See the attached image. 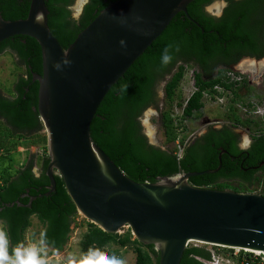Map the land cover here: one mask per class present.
I'll list each match as a JSON object with an SVG mask.
<instances>
[{
    "label": "trees",
    "instance_id": "16d2710c",
    "mask_svg": "<svg viewBox=\"0 0 264 264\" xmlns=\"http://www.w3.org/2000/svg\"><path fill=\"white\" fill-rule=\"evenodd\" d=\"M74 1L45 0L48 28L63 50L73 43L77 35L103 9L117 0H88L78 18H74L68 9ZM214 1L216 0H193L186 7V14L178 13L162 34L111 87L91 122L90 136L95 145L129 179L137 183H155L159 177L216 170L222 150L227 153L221 155L220 170L212 175L192 177L188 180L189 184L198 188L225 190L226 187L220 184L221 180L239 179L245 188L251 187L258 180L254 179L255 171H244V168L257 166L264 161V134L253 138L251 148L247 151L250 160L241 167L231 162V156L241 154L234 145L233 126H223L220 131L209 129L205 135L192 139L184 146L178 159L175 148L164 150L150 144L140 122L147 109L158 107L159 84L174 71L164 87V108L160 122L167 135L166 143H174L178 139V134L175 133L177 128L168 109L175 101L184 77L185 65L196 69V91L183 108V119H191L203 109L202 93H213L214 87L230 90L235 100L240 98L234 89L235 84L226 81V74L231 70L229 65L237 61V58H233L236 48L233 44L235 24L231 16L227 22L218 24L214 17L205 13L204 8ZM251 1L238 4L239 8H244L239 11L257 9L256 5L251 10L248 9ZM29 5V0H0V15L5 21L26 19ZM169 46L172 60L163 64L162 56L165 48ZM5 49L10 50L27 67L28 79H19L13 97L0 98V118L19 136L26 132L37 133L43 129L37 107L39 85L30 84L34 72L42 74L40 47L32 38L15 36L0 43V53ZM243 49L248 53L251 50L250 54H255L251 47L249 50V46ZM255 56L260 57L257 54ZM219 65L225 67L213 75ZM242 85L248 88L245 81ZM27 87L29 90L26 93ZM2 123L0 120L1 128H6ZM10 135L15 137L14 133ZM180 143L183 144L182 140ZM40 158L42 161L37 176L33 174L32 163L18 166L16 153L6 154L0 162V228L7 245V253L11 257L17 255L24 244V235L31 226V217H36L42 224L43 231L37 240L50 254L64 250L72 232V225L78 217V212L58 175L54 176V192L49 196L45 195L49 186L46 175L49 158L47 153ZM261 169L264 186V167ZM32 198L35 199L30 203ZM81 243L86 254L98 253L109 245L125 247L131 244L134 246L135 264H159L155 247L132 239L129 229L123 234H107L88 222L87 233ZM209 260L210 253L206 246L189 244L180 264H203Z\"/></svg>",
    "mask_w": 264,
    "mask_h": 264
},
{
    "label": "water",
    "instance_id": "95a60500",
    "mask_svg": "<svg viewBox=\"0 0 264 264\" xmlns=\"http://www.w3.org/2000/svg\"><path fill=\"white\" fill-rule=\"evenodd\" d=\"M192 1L117 0L66 50L48 28L45 0H29L26 19L5 21L0 15V43L26 36L41 50L42 75L35 79L49 158L45 195L54 192L58 175L79 215L107 234L127 227L139 243L155 247L159 264H180L191 243L264 254L263 196L188 182L217 173L221 154L216 170L137 183L90 136L91 122L111 87L178 13H187Z\"/></svg>",
    "mask_w": 264,
    "mask_h": 264
},
{
    "label": "rangeland",
    "instance_id": "374dc122",
    "mask_svg": "<svg viewBox=\"0 0 264 264\" xmlns=\"http://www.w3.org/2000/svg\"><path fill=\"white\" fill-rule=\"evenodd\" d=\"M87 0H75L71 8L72 16L78 17ZM216 3V2H215ZM215 3L209 11L215 12ZM264 58L255 61L245 59L227 72L226 81L235 84L239 99L234 98L230 90L220 89L218 98L214 99L210 93V99H202L203 109L196 113L191 119H183L182 112L185 100L194 87L195 67L184 66V77L176 93L175 101L168 109L170 118L174 120L177 138L187 144L193 138L204 133L209 128H220L223 126H233L236 132L240 133L242 144L248 141L247 134H259L264 131ZM252 68H250V66ZM258 66V68H257ZM262 68H259L261 67ZM260 69V70H259ZM22 73L20 65L8 53L0 55V92L6 96L13 97L11 87L18 75ZM232 76V77H231ZM239 79V81H233ZM246 82L248 88H244L242 83ZM141 125L148 142L164 150H173L175 142L166 143L167 135L161 126L160 113L154 108L147 109L141 117ZM2 125H5L2 123ZM15 137L10 135V130L0 126V162L3 156L16 153L18 166L21 164H33V172L38 175L36 160L47 153L46 133L42 129L39 133H27L19 136L14 132ZM42 161V160H41ZM1 168V163H0ZM258 180L252 187L245 188L237 181H221L220 184L236 193H255L264 197V186L262 176L258 174ZM31 226L24 235V244L11 257L7 253V245L0 228V264H135L134 246L128 244L125 247L109 245L98 253L86 254L82 247V240L87 233L88 221L78 214L75 223L72 225L68 243L60 253L50 254L48 250L37 240L43 231L42 224L36 217H31ZM128 231L125 227L121 229L123 234ZM132 239L133 236H132ZM194 245H201L191 243ZM203 246V245H202ZM206 248H209V246Z\"/></svg>",
    "mask_w": 264,
    "mask_h": 264
},
{
    "label": "flooded vegetation",
    "instance_id": "af4514ba",
    "mask_svg": "<svg viewBox=\"0 0 264 264\" xmlns=\"http://www.w3.org/2000/svg\"><path fill=\"white\" fill-rule=\"evenodd\" d=\"M247 1H251V0H216V1H214V3L216 2L214 5L215 6L214 7L215 12L214 13L209 11V8L211 6H213L212 5L213 3H211L210 5H208L204 8L205 13L214 17L218 24H223L224 22H227L229 16H231V20L234 21L235 28L233 29V36H234V43L233 44L236 46V48L234 51V57L233 58H237V61L234 64L229 65L230 69H233L235 65H237L239 62H241L242 60H245V59L260 60V59L264 58V0H252L250 2V7L248 9L251 10V8L255 7V5H256L257 9H255L254 11L252 9L251 11L247 10L246 12H240L239 10L240 9L243 10L244 8H242V7L239 8L238 4L246 3ZM253 2H254V5H253ZM251 3H252V7H251ZM73 4H74V2H73ZM73 4H71L68 7V9L70 11H71V8L73 7ZM81 12H82V9H81L80 13L78 14V16L81 14ZM240 30H242V32ZM246 46H249V50L251 47V49L254 51V53L259 55L260 57L255 56V54L254 55L250 54L251 50L250 51L248 50L249 53L247 51H245L243 48H245ZM4 53L10 54L16 60V62L20 65V69H22V73L18 75L13 86L11 87L12 94L14 95V93H15L14 90H16L15 85L19 81V79L23 78L25 81H27V79H28L27 67L24 64H22L18 60V58L10 50L5 49L4 51H2L0 53V55L4 54ZM224 67L225 66H221V65L216 67L213 75H216ZM172 73L169 74L167 77H165L164 80L159 84V87H158V90H159L157 93L158 107L154 108V109L159 111L160 115H161V112L163 111V108H164V104H163V102H164V87H165L167 81L170 79ZM41 75L42 74L34 72L32 74L30 86L36 85V83H38V81L35 79V77L41 76ZM25 90H26L25 92L27 93L29 90L28 87ZM0 98L9 99L11 97L6 96L0 92ZM0 120L5 124L6 128L8 130H10V134L14 133L13 129L7 124V122L5 120H3L1 118H0ZM209 129H213L214 131H220L222 129V127H220V128H209ZM208 130H205L204 133L200 134L196 138H199V137L205 135L208 132ZM232 131L234 133V145L236 146L237 150L241 152V154L231 156V162L234 165H240L242 167V165L245 162L247 164L248 161L250 160V156L247 153V151L251 148V145L253 143V138L264 134V131H261V133H259V134H253L250 131H248V134H247L248 141L246 142V144H242V139H241L240 133L236 132L235 128ZM39 132H37V133H39ZM27 133L28 132H26L25 134H27ZM226 153L227 152L224 150H222L220 152L221 155L226 154ZM40 163H41V158L38 157V159L36 160V165H37L36 169H37L38 175L40 172ZM263 167H264V161H261L257 166H252V167L248 166V168H244V171H246L247 169L249 171L250 170L255 171L256 173L254 174V179H256L258 174H260V175L263 174V170L261 169ZM33 174L35 175L34 172H33ZM35 176H37V175H35ZM221 181H237L241 184V181L239 179H230V180H221ZM255 182L256 181H254V183L251 184V187L255 184Z\"/></svg>",
    "mask_w": 264,
    "mask_h": 264
},
{
    "label": "built area",
    "instance_id": "2783aa9c",
    "mask_svg": "<svg viewBox=\"0 0 264 264\" xmlns=\"http://www.w3.org/2000/svg\"><path fill=\"white\" fill-rule=\"evenodd\" d=\"M232 77V76H231ZM228 79V77H227ZM233 81H239L238 79H233ZM223 89L219 86L214 87L212 96L214 99L218 98V94H220L221 90ZM191 92L189 97L185 100V106L187 104L188 99L190 96L194 93ZM210 92L205 91L202 93V99H210ZM184 106V107H185ZM186 144L180 143V138H178L175 142V150H176V156L179 159L182 155L184 146ZM210 253V260L203 262V264H264V254L263 253H257L255 251L250 250H243V249H228L218 246H209L207 248Z\"/></svg>",
    "mask_w": 264,
    "mask_h": 264
},
{
    "label": "clouds",
    "instance_id": "9594fccd",
    "mask_svg": "<svg viewBox=\"0 0 264 264\" xmlns=\"http://www.w3.org/2000/svg\"><path fill=\"white\" fill-rule=\"evenodd\" d=\"M170 48H171V46H169L168 48H165V50H164V54L162 56V63L163 64H168L172 60V56L170 54ZM176 50L179 51L178 48Z\"/></svg>",
    "mask_w": 264,
    "mask_h": 264
},
{
    "label": "bare ground",
    "instance_id": "6f19581e",
    "mask_svg": "<svg viewBox=\"0 0 264 264\" xmlns=\"http://www.w3.org/2000/svg\"><path fill=\"white\" fill-rule=\"evenodd\" d=\"M263 64H264V63H263ZM249 66H250V65H249ZM250 68H252V67L250 66ZM257 68H258V66H257ZM259 68H262V66L259 67ZM259 70H260V69H259ZM261 70H264V69L262 68ZM255 252L260 253V252H258V251H255Z\"/></svg>",
    "mask_w": 264,
    "mask_h": 264
}]
</instances>
